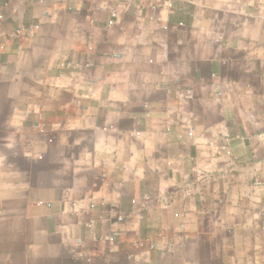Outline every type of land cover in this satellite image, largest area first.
Masks as SVG:
<instances>
[{
	"label": "crops",
	"instance_id": "crops-1",
	"mask_svg": "<svg viewBox=\"0 0 264 264\" xmlns=\"http://www.w3.org/2000/svg\"><path fill=\"white\" fill-rule=\"evenodd\" d=\"M0 264H264V0H0Z\"/></svg>",
	"mask_w": 264,
	"mask_h": 264
}]
</instances>
